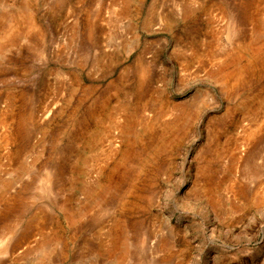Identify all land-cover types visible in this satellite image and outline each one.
<instances>
[{
	"label": "rangeland",
	"instance_id": "rangeland-1",
	"mask_svg": "<svg viewBox=\"0 0 264 264\" xmlns=\"http://www.w3.org/2000/svg\"><path fill=\"white\" fill-rule=\"evenodd\" d=\"M0 264H264V0H0Z\"/></svg>",
	"mask_w": 264,
	"mask_h": 264
},
{
	"label": "bare ground",
	"instance_id": "bare-ground-1",
	"mask_svg": "<svg viewBox=\"0 0 264 264\" xmlns=\"http://www.w3.org/2000/svg\"><path fill=\"white\" fill-rule=\"evenodd\" d=\"M31 22V24H32V21H30ZM33 25V24H32ZM123 128V127H122ZM124 130V129H123ZM125 133H127V132H125Z\"/></svg>",
	"mask_w": 264,
	"mask_h": 264
}]
</instances>
